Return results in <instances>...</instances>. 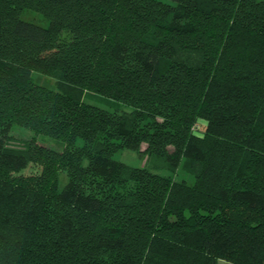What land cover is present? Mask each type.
<instances>
[{
    "label": "trees",
    "instance_id": "trees-1",
    "mask_svg": "<svg viewBox=\"0 0 264 264\" xmlns=\"http://www.w3.org/2000/svg\"><path fill=\"white\" fill-rule=\"evenodd\" d=\"M0 264H264V0H0Z\"/></svg>",
    "mask_w": 264,
    "mask_h": 264
},
{
    "label": "rangeland",
    "instance_id": "rangeland-1",
    "mask_svg": "<svg viewBox=\"0 0 264 264\" xmlns=\"http://www.w3.org/2000/svg\"><path fill=\"white\" fill-rule=\"evenodd\" d=\"M24 18L26 17L29 20H32L36 23L39 24H45V19L36 14V13H31L27 12L23 16ZM36 80L38 83L43 84L49 88L56 89L55 83L48 78H45L44 76L38 75L36 77ZM87 102H90L94 105L103 107L105 109L111 110V111H130L131 109L125 105L121 104H115L110 101L103 100L102 98H93L90 97L86 100ZM13 137H14V146H22L23 143L26 141L30 140L33 136V134L22 128H14L13 130ZM39 142L43 145H46L48 147L52 148H59V143L55 140H52L51 138H46V137H39ZM81 145V144H80ZM146 147H143V150ZM115 159L127 164L130 167H135V168H147L149 171L165 176V177H170L176 181H187L189 184H192L195 181V176L194 173L185 165V161L182 162V164L178 168H173L170 162L158 155H146L133 151V150H122L119 152L117 155H115ZM27 172H30L28 170ZM67 181L66 174L63 173L60 177V183L63 186Z\"/></svg>",
    "mask_w": 264,
    "mask_h": 264
}]
</instances>
